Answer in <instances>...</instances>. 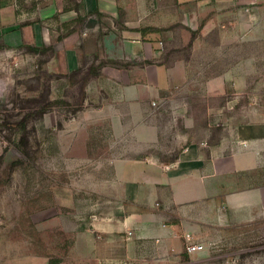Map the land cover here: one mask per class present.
<instances>
[{
	"label": "rangeland",
	"instance_id": "rangeland-1",
	"mask_svg": "<svg viewBox=\"0 0 264 264\" xmlns=\"http://www.w3.org/2000/svg\"><path fill=\"white\" fill-rule=\"evenodd\" d=\"M59 1L61 12L42 20L38 12L51 0H0V13L19 15L21 24L38 18L51 32L50 44L43 45L9 44L0 35V264H264V221L199 226L165 243L140 237L141 228L127 224L116 231L120 236L110 235L107 262L102 229L94 234L98 254L87 255L86 241L78 243L94 221L101 222L103 211L112 225L120 224L116 162L151 154L170 162L189 145L208 152L220 141L238 147L241 125L264 130V0H149L143 15L137 14L144 41L157 46L158 64L181 75L153 103L157 133L128 113L121 121L110 116L108 107L120 105L108 75L86 79L95 55L84 60L77 45L84 70L72 75L69 50L62 45L60 52L59 41L54 44L58 34L61 39L78 31L81 38L87 21L108 26L112 13L123 29L132 2L95 0L96 9L86 14V0ZM154 133L157 143L128 141ZM250 183L264 184V169L255 170ZM194 242L205 246L200 255L187 251Z\"/></svg>",
	"mask_w": 264,
	"mask_h": 264
},
{
	"label": "crops",
	"instance_id": "crops-1",
	"mask_svg": "<svg viewBox=\"0 0 264 264\" xmlns=\"http://www.w3.org/2000/svg\"><path fill=\"white\" fill-rule=\"evenodd\" d=\"M129 1L132 5L126 4L128 15L123 29L116 27L114 20L117 16L112 13L110 18L113 19L108 26L94 20L88 24L87 21L82 28L81 38L78 31H74L60 39L58 32L61 29H53L58 34L54 36V44L59 41V50L62 45L69 50L70 63L75 66L73 69L79 68V54L75 50L79 44L85 55H98L103 60L127 64L123 68L106 65L99 75H108L111 91L120 105L108 107L110 116L121 121L122 115L128 113L136 123L157 133L158 109L153 103H159L179 83L181 75L176 68L167 70L159 65L157 46L151 41H144L142 37L137 14L143 15L149 0ZM157 1L167 5L173 0ZM174 1L184 3L189 0ZM51 3L49 8L38 12L42 20L52 19L61 12L62 1L51 0ZM85 4L86 14L97 6L95 0H86ZM73 11L76 17L77 11ZM37 19L32 18L21 24L23 20L19 15L15 17L10 12L0 13V35L14 45L50 44V29L44 21ZM142 60L146 62L145 65L139 64ZM260 127L254 124L241 125L235 133L238 147L229 148L226 142L220 141L209 152L202 146L189 145L185 152L170 162L162 161L154 154L142 159L126 157L116 162L118 175L115 184L123 204L117 210L120 224L112 225L108 211H103L101 222L94 221L90 232L78 238L79 245L86 241L87 255L98 254L94 234L102 229L101 236H98L103 239L101 253L105 255L106 261L110 235L120 236L116 231L125 229L127 224L141 228L140 237L165 243L178 236L179 232L197 231L199 226L222 228L264 221V184L254 187L250 183L254 171L264 169V143L259 140L264 138V130ZM155 133L152 138L146 135H140L139 138L130 136L128 141L157 143L158 134ZM257 150H261V156ZM126 202L132 205H126ZM116 240L119 248L120 239Z\"/></svg>",
	"mask_w": 264,
	"mask_h": 264
},
{
	"label": "trees",
	"instance_id": "trees-1",
	"mask_svg": "<svg viewBox=\"0 0 264 264\" xmlns=\"http://www.w3.org/2000/svg\"><path fill=\"white\" fill-rule=\"evenodd\" d=\"M76 10L78 11L77 6H76ZM81 20L84 21V20H86V18L81 17ZM45 49H48V48L45 47ZM30 50L36 52L38 50V48L30 47ZM83 58H85L84 60L87 59L85 54H83ZM94 59L95 60L90 64V66L87 70L86 79H89L91 76L101 75L103 67L106 66L108 63H113L112 61H108V60H100V57L98 55H95ZM97 62H98V64H97ZM83 70H84L83 66H80L79 68L73 70L70 74L76 75Z\"/></svg>",
	"mask_w": 264,
	"mask_h": 264
},
{
	"label": "built area",
	"instance_id": "built-area-1",
	"mask_svg": "<svg viewBox=\"0 0 264 264\" xmlns=\"http://www.w3.org/2000/svg\"><path fill=\"white\" fill-rule=\"evenodd\" d=\"M204 248H205V246L202 243H195L194 242V243L187 245V251L192 256L200 255L203 252Z\"/></svg>",
	"mask_w": 264,
	"mask_h": 264
}]
</instances>
